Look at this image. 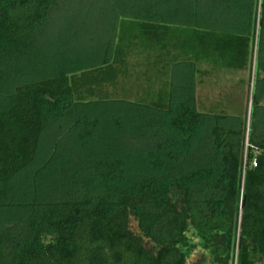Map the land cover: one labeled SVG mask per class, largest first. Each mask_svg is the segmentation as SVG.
<instances>
[{"label":"trees","instance_id":"1","mask_svg":"<svg viewBox=\"0 0 264 264\" xmlns=\"http://www.w3.org/2000/svg\"><path fill=\"white\" fill-rule=\"evenodd\" d=\"M84 1L0 0V264L262 263L264 0Z\"/></svg>","mask_w":264,"mask_h":264},{"label":"rangeland","instance_id":"2","mask_svg":"<svg viewBox=\"0 0 264 264\" xmlns=\"http://www.w3.org/2000/svg\"><path fill=\"white\" fill-rule=\"evenodd\" d=\"M82 2H86L84 0H82ZM207 1H203L204 6L205 3ZM180 9H175L172 10L171 13L169 14V16L174 18L173 14H180L179 13ZM215 10V9H214ZM164 15V14H163ZM162 15V16H163ZM92 18L90 20V24L87 25L86 28H88V31H81L82 34H80V39L75 37L73 38V40H67V36L70 34L71 31H67V34H65L63 31H45L44 36L41 38L42 39V45H44V47L47 48L48 51H53L54 49H59V50H63L68 51V47L70 48V46H74V44L80 47H87L88 44H92L94 46H100V43L103 41V39H105V37L107 35H109V33L111 31H109L108 25H109V14L108 13H104V14H100V13H96L94 15H91ZM233 17V20H231V25L235 26L237 25L236 23V18L238 20H240L239 16L234 15L231 16ZM87 23V21H86ZM234 29V28H231ZM237 30V29H234ZM232 32H238V33H244L245 31H232ZM72 33V32H71ZM87 33H91L92 37H93V42L92 43H88L86 45V34ZM67 41V42H66ZM76 42V43H75ZM262 42L263 44H261L260 50L262 51V55L264 53V35L262 37ZM62 53V52H61ZM49 54V53H48ZM253 59V58H252ZM35 60V59H34ZM28 63V66H33L35 64V61H30V60H26ZM261 61V59H260ZM261 63H264V59L262 56V61ZM264 65V64H263ZM203 69H207V67H202ZM251 75H250V79H247L246 74H244V72L242 71H231V73H229L228 75H226L224 77V80H220L218 79V84L224 86V90L220 89L217 90L216 92H212L211 97H215L216 99H206L203 100V103L207 102V107L212 105V104H216V103H224L225 106H227V110H230V113H234V112H239L240 116H243V112H244V108H247L248 106V98H246L245 93L248 92L246 91V86H248V90L249 93L252 91H258L261 92L262 90H264V71L261 72L262 75L261 77L258 76V74L256 76L254 75L255 72V60L252 62L251 64ZM262 71V70H261ZM207 76L210 74L208 69H207ZM219 72H217L216 74H218ZM258 76V77H257ZM198 78V75H196V79ZM179 74L176 73V80H179ZM261 79V80H260ZM263 79V80H262ZM243 81L245 84L243 85H235L237 83V81ZM211 90V89H210ZM220 92V94H219ZM219 94V95H218ZM219 101V102H217ZM200 102V103H201ZM260 104L263 105L264 104V100L260 101ZM234 111V112H233ZM207 113H214V112H218L216 109H214L213 107L207 108L206 109ZM197 256L193 257L191 259V263L196 262L197 261ZM260 264H264V261Z\"/></svg>","mask_w":264,"mask_h":264},{"label":"built area","instance_id":"3","mask_svg":"<svg viewBox=\"0 0 264 264\" xmlns=\"http://www.w3.org/2000/svg\"><path fill=\"white\" fill-rule=\"evenodd\" d=\"M253 166H254V164H253Z\"/></svg>","mask_w":264,"mask_h":264}]
</instances>
